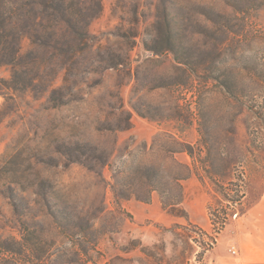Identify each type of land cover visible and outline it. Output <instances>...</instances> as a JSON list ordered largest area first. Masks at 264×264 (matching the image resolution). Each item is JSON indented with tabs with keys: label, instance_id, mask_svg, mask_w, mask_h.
I'll return each mask as SVG.
<instances>
[{
	"label": "rangeland",
	"instance_id": "rangeland-1",
	"mask_svg": "<svg viewBox=\"0 0 264 264\" xmlns=\"http://www.w3.org/2000/svg\"><path fill=\"white\" fill-rule=\"evenodd\" d=\"M263 188L264 0H0V264H206Z\"/></svg>",
	"mask_w": 264,
	"mask_h": 264
},
{
	"label": "crops",
	"instance_id": "crops-1",
	"mask_svg": "<svg viewBox=\"0 0 264 264\" xmlns=\"http://www.w3.org/2000/svg\"><path fill=\"white\" fill-rule=\"evenodd\" d=\"M216 239L205 256L206 264H264V188L260 197Z\"/></svg>",
	"mask_w": 264,
	"mask_h": 264
},
{
	"label": "built area",
	"instance_id": "built-area-1",
	"mask_svg": "<svg viewBox=\"0 0 264 264\" xmlns=\"http://www.w3.org/2000/svg\"><path fill=\"white\" fill-rule=\"evenodd\" d=\"M232 252L234 253V252H235V250H234V249H232Z\"/></svg>",
	"mask_w": 264,
	"mask_h": 264
}]
</instances>
